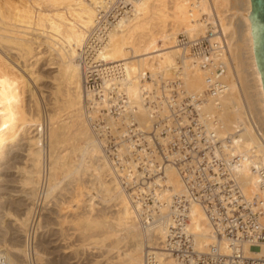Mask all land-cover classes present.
<instances>
[{
    "label": "bare ground",
    "instance_id": "obj_1",
    "mask_svg": "<svg viewBox=\"0 0 264 264\" xmlns=\"http://www.w3.org/2000/svg\"><path fill=\"white\" fill-rule=\"evenodd\" d=\"M169 1L129 0L127 3L131 2V8L125 9L119 18L116 17L118 18L117 21L111 23L107 32V41L99 54L100 59L104 62L121 61L125 64L126 75L123 82L126 85V92L139 109L137 115L139 124L144 125L145 129H149V127H145L144 122L147 125L150 121L148 119V122H146L147 114L139 99V82L136 78L138 73L149 70L154 75H161L163 78L170 77L169 75L177 67V57H181L186 86L190 90L201 91L205 85L204 73L194 66L190 56L187 54L181 56L176 36L180 32H187L190 35L203 33L206 26L200 19L201 11L208 13L210 17L211 15L216 16L219 30L227 39V50L231 63L226 75L228 90L222 97L219 108L220 111H225H222L224 114L227 113L228 118L226 117L223 120L222 118L225 115H222V117L220 115V118L224 129L230 130L234 124L243 120L246 115L252 117L261 135H258L253 126L245 123L243 129L235 137V144L241 150L253 147L257 155V162L264 164V90L253 50L251 21L249 19L251 0H199V5L193 10L192 14L189 10L191 0H171L175 10L173 14L175 21L172 24L168 23L170 15L165 11V5ZM105 4H107L105 0H0V52L5 54L6 52L14 53L15 61L19 63L17 65H21L20 68H23V71L34 81L38 80L34 78L37 75H35V65L38 64L39 60L48 58L52 67L48 64L47 67L50 66L56 72L55 78L52 77L53 80L51 79L53 87L45 90L46 95L51 96V103L55 109L53 111L55 114L49 115V125H51V128L49 127L50 144H57L63 134L66 135L72 130L71 133H75L77 136L80 147L75 148V155L79 161L75 163V166L73 165L75 168L70 170L75 175L77 174L76 178L89 168V170L93 168L91 175H94L99 182V192L102 196H110L109 201H113V203H116L114 206L119 207L117 209L119 211L116 217L117 221L110 223L108 221L106 224H103V221L98 223V229L101 228L104 233L98 232L105 234L104 237L112 238L114 236L113 240L111 239L114 247L110 246L107 249L108 251H105L107 255L115 248L118 251L116 256L108 258L106 256L105 264H142V255L146 247L150 245L160 248L158 245L159 240L157 237L154 240L151 236H146V233L139 228L133 218L131 206L119 185L117 175L112 172L108 162L103 158L96 140L89 131L82 104L85 100L82 88L83 75L77 58L83 43L92 33L93 26L96 24L97 14L100 11L97 7ZM152 25L158 27L157 31L149 28ZM7 58L10 60V57H0V223L3 217L5 219V216L10 219V222L7 223L9 230L6 228L8 230L6 234L12 231L9 238L13 242L4 244L5 247L0 246V264H29V262H25L27 259L30 261V256H32V253L30 255L28 251L29 245H27L29 242V229L31 223L35 227L38 225L41 228L42 221L41 217L35 216L34 207L30 204H33V202L37 204L40 198L44 201H47L46 198L49 200L51 194L49 192L48 195L47 191L52 187L54 188V183L57 186V182L54 181L53 186L48 187L47 169L45 168L46 159L43 140L41 139L42 123L38 115L35 118L25 108V104L30 106L33 104L35 91L27 84V88L23 87L22 75L20 76L11 68V63ZM41 95L44 96L45 94ZM207 108H210V105H207ZM61 109L67 112L69 120L66 121L65 118V121L64 119L61 121L59 119L61 122L58 123L56 115L59 113L58 110ZM143 114L146 117L143 120L141 119L143 123L141 124L139 119ZM231 115L233 117L235 115V118H231ZM52 119H56L57 123L51 121ZM31 127L33 128L32 131H30ZM23 130H25V135H31L27 141L22 140L21 137L17 138ZM34 130H36V133ZM27 131L28 134H26ZM17 158H21L19 162L23 164L21 167H16L18 171H22V185L26 189H23L24 193L22 192V195L20 194L22 199L19 196L20 199L15 201L13 205L15 209L23 211L21 214H14L10 211L11 209H8L9 207L7 208L4 199L8 196H4L2 191V183L4 182L2 175L9 171L11 162L15 163ZM61 158L60 153L49 150L47 163L50 165L48 169L52 181L57 178H55L57 172L54 173V171L59 170L58 161ZM97 163L99 165L95 166ZM107 169L108 178L113 181L111 184L104 182L107 179L102 180V173H107ZM67 170L69 169L67 168ZM152 177L151 180L155 182H164L167 185L166 189L170 191H180L181 189L179 176L172 164L165 163L160 174ZM175 178L178 179L177 181L180 184L176 185ZM77 179L79 180L80 176ZM241 181L245 193L249 196L253 195L256 191L255 179L249 166L241 170ZM49 185H52V183ZM38 191V200L35 201ZM46 195L49 197H46ZM7 199L10 200L11 198ZM58 220H61V218H58ZM107 223L109 224L107 225ZM66 224L61 226L63 231L64 228L62 227ZM190 226L195 235V246L198 251H207L208 246L214 244L221 253L228 254L230 252L228 242L219 241L213 233L205 213L197 205H193L191 208ZM89 227L91 228V226ZM93 228L91 229L93 230ZM0 230L4 231L2 225H0ZM89 230L83 231L84 234L86 235L85 232L88 233ZM94 231L97 233L96 230ZM83 232H81L82 235H78L83 237ZM156 233L159 234L158 237H163L161 230H157ZM65 234L64 236H66ZM88 234L90 237L91 233ZM99 234L97 233V235ZM84 237L88 238L87 235ZM22 238L25 239L22 240ZM65 239L63 240L65 241ZM106 240L104 241L106 242ZM122 241L125 243L123 250H121L122 247L119 248L118 246V244H122ZM102 242L103 240L100 244H103V247L108 246L104 244L105 242ZM115 243L117 244L115 245ZM82 245H77L80 250ZM79 249H76V251ZM247 253L251 256H260L264 253V248L262 247L261 250L250 248L247 249ZM37 254L39 252L34 247L33 255L35 259ZM40 255L42 254L40 253ZM160 256H163L160 264H170L172 262L168 254L161 252ZM99 260H96L97 264L101 261Z\"/></svg>",
    "mask_w": 264,
    "mask_h": 264
},
{
    "label": "built area",
    "instance_id": "obj_2",
    "mask_svg": "<svg viewBox=\"0 0 264 264\" xmlns=\"http://www.w3.org/2000/svg\"><path fill=\"white\" fill-rule=\"evenodd\" d=\"M105 1L97 7L96 24L77 58L83 75L82 104L89 131L117 175L133 218L146 236L159 240L160 248L146 247L142 264H160L161 252L171 257L170 264H264V253H247L250 248H264V164L257 162L253 147L241 150L235 144L245 123L261 134L249 115L230 130L222 124L219 108L228 90L231 63L216 16L201 11L204 32L176 36L181 56H190L204 73L201 91L186 86L181 57L170 77L149 70L138 73L139 99L151 124L145 129L138 122V107L126 92L125 64L104 62L99 56L111 23L131 8V2ZM198 5L199 0H191L190 14ZM165 163L175 167L180 191L151 180ZM246 166L255 179L251 196L241 181ZM193 205L203 210L219 241L228 242V254L214 244L204 252L196 249L190 226Z\"/></svg>",
    "mask_w": 264,
    "mask_h": 264
},
{
    "label": "rangeland",
    "instance_id": "obj_3",
    "mask_svg": "<svg viewBox=\"0 0 264 264\" xmlns=\"http://www.w3.org/2000/svg\"><path fill=\"white\" fill-rule=\"evenodd\" d=\"M165 11L170 15V17L168 18V21H169L168 23L172 24L175 21V19L173 17L175 10H174V6H173L171 0L166 3ZM149 28L157 31L158 27L155 25H152ZM0 53H1L0 54L1 58L2 57H10V60L8 58L7 59L11 63L10 64L11 68L20 76L22 75L21 79L23 80V83H22L23 87L27 88L26 87V84H27V86H30L32 88V90L35 91V97H34L35 100H34L33 104L31 106L25 104V108H26L27 112L30 115L35 116V118H37L39 116L41 123H42L41 139L43 140V149H44V155H45V159H46L45 168L47 169L48 187L50 188L51 186H53L54 181L57 182V184H56L57 186H55V183H54V188L52 187V189H49V188H48L49 190L47 189L48 190L47 194L49 192L51 194V195L48 194L51 197V198H49V200H48V198H46L47 201H44L43 199L40 198L39 201L37 202V204H36V202H33L34 206L32 203L30 204V206L34 207L33 209H34L35 216L41 217L42 221H41V225H40L41 228L38 227V225H36V227H35L33 225V223H31V226L29 229V234H28V236H29L28 241L29 242L27 245L30 246V251L29 250L28 251L30 252V255L32 253V256H30V259H31L30 261H29V259H27V261H25V262L26 263L29 262V264H79V263L80 264H95L96 260H99V259L101 260L103 257V259L101 261L99 260L100 262H98V264H105L106 259L110 256H112V257L116 256L118 254L117 253L118 251H116L117 249L115 248L116 250L113 249V251L111 252L113 254L110 253L107 255V253L105 251H108L107 249L110 248V246L114 245V243L111 242V239L113 240L114 236H112V238H107L108 236L104 237L105 234L104 235L102 234V233H104L103 231H101L102 229L101 228L98 229L99 228L98 223L99 222L102 223L101 221H103V224H106V222H108V221H109V223L113 222V221H117L116 217H117V214L119 212L117 209L119 207L118 206L115 207L114 205L116 203H113V201H109L110 196H105V195L102 196L101 192H99V189H100L99 188L100 186H98L99 182L96 180L94 175H91L93 168H91V170H89L90 169L89 168L85 172L82 171L84 175L79 174L81 180L77 179V178H79V176L75 178V176H77V174L75 175L70 170V169L75 168V167H73V165L75 166V163L77 161H79L78 157L75 155V151H76L75 148L80 147L78 145L77 136L75 135V133H71L72 130L70 131L71 134L66 133L67 136L65 134H63L60 137V139H59L60 141L57 144H52V145L50 144L49 127L51 128V125H49L50 124L49 115L52 114L55 109L51 103L52 102L51 96L46 95L47 92L45 90L51 89L53 87L52 86L53 84H51V81L55 78L56 72L54 71V69H51L52 66L49 64L50 62H49L48 58H44V59L39 60L38 64L35 65V75L36 74L37 75L34 78H37L38 80H36V81L31 80V78L27 75V73L25 71H23V68H20L21 65H17L18 62L15 61L14 53H12V52H6V54L2 53V52H0ZM47 64L50 65L51 67L50 66L47 67L48 66ZM52 77H53V79H52ZM34 78H32V79H34ZM43 87H44V89H42ZM41 89H42V92H41ZM43 90H44V92H43ZM43 93L45 94L44 95L45 98L43 95H41ZM25 98H26V96H25ZM58 111H59V113L56 115L58 123L61 122L63 119L65 121V118H66V121L69 120V118H67L68 116H67L66 111H63L62 109L58 110ZM222 111H224V110H222ZM222 111H220L219 115H221V117H222V115H225L222 118L224 120L228 115H227V113L224 114L225 111L224 112H222ZM142 113H144V112H142ZM53 114H55V112ZM59 115H60V117H59ZM61 116H62V118H61ZM145 117L146 116H144V114L141 115L139 121L141 119L142 120L145 119ZM230 117L232 118L233 116L231 115ZM233 118H235V115ZM59 119H61V121H59ZM142 120L140 121L141 124H143ZM145 120H146V122L149 121L147 117ZM51 121H56V119L55 120L52 119ZM56 123H57V121L55 122V124ZM144 124H145V127L150 128V122L147 125L145 122H144ZM30 129H29L30 131L33 130L32 127ZM23 131H21V133H19L20 135L18 134L17 138L21 137L22 140L27 141L31 135L28 134V131L26 132V134H28V135H25V130H23ZM34 131L36 133V130H34ZM77 146H79V147H77ZM49 150H52L53 152L60 153V156L62 157L58 161L59 170L54 171V173L57 172V176L55 174V178L57 177L56 179L58 181L56 179L53 181H52V179L50 180V176H49L50 171L48 169V168H50L49 167L50 165H48V163H47V157L49 154ZM20 160H21V158H17V161L15 163L11 162V166H10L9 171H7L6 173H4L2 175L3 181H4L2 183V191L4 192V196H8V197H5L6 199L11 198L10 199L11 201L8 199H7V201H6V199H4V201L7 204V208L9 207L8 209H11L10 211L14 214H21L23 212L22 210H18L17 208L15 209L13 203L15 201H17L18 199H20L22 192H23V189L24 190L26 189L22 185L23 184V179H22L23 176L21 174L22 171L21 170L18 171V168L16 167V166H20V167L23 166V164L21 162H19ZM68 162H71L70 163L71 165ZM72 162H74V163H72ZM61 163L64 165H62ZM98 165H99V163H97L95 166H98ZM102 167H99V168L101 169ZM67 168L69 170H67ZM57 169H58V167H57ZM66 170H67V173L65 172ZM106 171H107V173L106 172L102 173V175H103L102 180L107 179V180H104V182L107 184H111V183H113V181H111V179L109 180V178H108V169ZM70 172H71V174H70L71 176L69 175ZM49 180H50V182H49ZM177 180L178 179L175 178L176 185L180 184V182H178ZM51 183H52V185H49ZM50 190L51 191L53 190L54 192H51ZM69 193H70V195H69ZM38 195H39V191L37 193V198L35 201L38 200ZM48 195H46V197ZM21 199H22V197H21ZM120 199H122V198L120 197ZM59 203H60V205H59ZM35 208H36V210H35ZM59 209H61V210H59ZM114 209H116V210H114ZM61 216L62 217L64 216V218H62ZM3 218L1 219V223H0V225H2V227L4 228V231L0 230V234H1L0 235V246H4V244H10V242H13L9 238L11 236L10 233L12 231L9 232L8 234H6V231L9 230L7 223L10 222L9 221L10 219L6 216H5V219H3ZM58 218L59 219L61 218V220H58ZM7 219H8V221H7ZM59 221H61L60 224H59ZM89 221H91V222H89ZM87 222H89L90 224ZM109 223H107V225ZM63 224H66V225H64V227H62V228H64V231H63V229H61V226H63ZM95 224H97V225H95ZM89 226H91V228H93V227H95V228H93V230H92ZM6 228L8 230H6ZM87 228H89L91 230V232H90V230L88 229L89 230L88 233H91L90 235L92 237L91 236L89 237V234L87 232H85V233L88 236V238L84 237L86 235L84 234L83 231H88ZM79 230H80V233H79ZM94 230H96L98 234L100 233L102 235H100V234L97 235V233ZM98 231H101L102 233L98 232ZM72 232L74 234V237H73V234H71ZM81 232H83L84 238L80 237L78 235V234L82 235ZM64 234L66 236H64ZM93 235H94V237H93ZM4 238H7V239H4ZM69 238H71V239H69ZM23 239H25V238H22V240ZM63 239H65V241ZM106 239H109V240H106ZM97 240H98V242H97ZM102 240H103V242H105L104 240H106V242L104 244H107L109 247L108 246L103 247V244H100V242ZM5 241H6V243H4ZM114 241H115V239H114ZM24 243L26 244V242H24ZM116 244L117 243H115V245ZM77 245H79V246L82 245V249L80 250L79 249L80 247ZM124 245H125V243H123V241H122L121 245L118 244L119 248L122 247L121 250L124 249ZM34 247H35L36 251L39 252V254L36 255V259H35V256L33 255ZM94 247H96V248H94ZM76 249H79V250L76 251ZM114 251H115V253H114ZM40 253L42 255H40ZM76 253H78V254H76ZM38 255H39V257H37ZM106 256H107V258H106ZM104 257H105V259H104ZM93 261H94V263H93ZM23 264H25V263H23ZM96 264H97V262H96Z\"/></svg>",
    "mask_w": 264,
    "mask_h": 264
},
{
    "label": "water",
    "instance_id": "obj_4",
    "mask_svg": "<svg viewBox=\"0 0 264 264\" xmlns=\"http://www.w3.org/2000/svg\"><path fill=\"white\" fill-rule=\"evenodd\" d=\"M249 19L251 21L255 61L264 90V0H251Z\"/></svg>",
    "mask_w": 264,
    "mask_h": 264
}]
</instances>
